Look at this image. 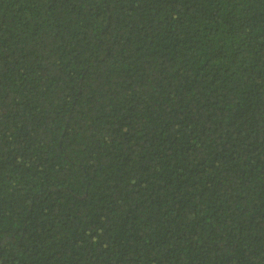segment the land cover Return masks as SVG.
<instances>
[{
  "label": "trees",
  "instance_id": "16d2710c",
  "mask_svg": "<svg viewBox=\"0 0 264 264\" xmlns=\"http://www.w3.org/2000/svg\"><path fill=\"white\" fill-rule=\"evenodd\" d=\"M0 264H264V0H0Z\"/></svg>",
  "mask_w": 264,
  "mask_h": 264
}]
</instances>
